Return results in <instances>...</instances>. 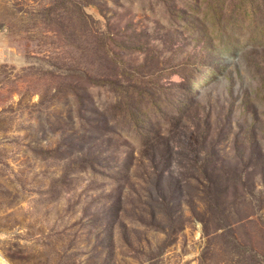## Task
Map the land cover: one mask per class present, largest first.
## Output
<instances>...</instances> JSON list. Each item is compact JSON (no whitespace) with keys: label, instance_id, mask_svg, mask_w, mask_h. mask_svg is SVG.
Listing matches in <instances>:
<instances>
[{"label":"rangeland","instance_id":"374dc122","mask_svg":"<svg viewBox=\"0 0 264 264\" xmlns=\"http://www.w3.org/2000/svg\"><path fill=\"white\" fill-rule=\"evenodd\" d=\"M188 1L0 0L10 264H264V49L244 38L146 145L117 117L135 87L208 57L178 21Z\"/></svg>","mask_w":264,"mask_h":264},{"label":"trees","instance_id":"16d2710c","mask_svg":"<svg viewBox=\"0 0 264 264\" xmlns=\"http://www.w3.org/2000/svg\"><path fill=\"white\" fill-rule=\"evenodd\" d=\"M197 1L200 0L187 2V10H183L178 21H181L183 32L195 37L201 34L205 36L203 45H206L202 50L205 49L208 57L193 65L181 62L174 69L169 68L172 69L167 71L169 74L179 75L182 80L170 87L159 84L156 79L142 89L135 87L137 95L125 94L115 107L117 117L136 131L143 145H146L151 134L155 121L152 118L170 120L188 108L187 101L193 98L196 87L223 72L221 59L227 55L237 56L244 38L249 47L264 49V0H205V5L198 6ZM185 11L190 12L187 19L183 16ZM196 30H200L199 34H195ZM263 61L264 56L258 60V66ZM199 66L204 70L197 74ZM164 70L167 69L159 71ZM155 74L152 78L156 77ZM124 93V88H121L120 95ZM198 162L196 160V167L200 172L204 164ZM162 174L159 177H163Z\"/></svg>","mask_w":264,"mask_h":264},{"label":"built area","instance_id":"2783aa9c","mask_svg":"<svg viewBox=\"0 0 264 264\" xmlns=\"http://www.w3.org/2000/svg\"><path fill=\"white\" fill-rule=\"evenodd\" d=\"M0 264H10L7 258L4 256L3 252L0 249Z\"/></svg>","mask_w":264,"mask_h":264}]
</instances>
